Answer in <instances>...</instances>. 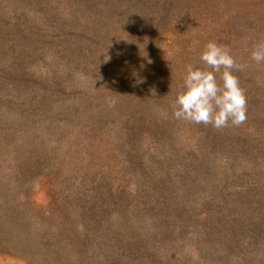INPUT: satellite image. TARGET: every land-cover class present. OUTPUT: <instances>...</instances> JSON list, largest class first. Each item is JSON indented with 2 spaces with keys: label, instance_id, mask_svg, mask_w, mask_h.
Here are the masks:
<instances>
[{
  "label": "rangeland",
  "instance_id": "rangeland-1",
  "mask_svg": "<svg viewBox=\"0 0 264 264\" xmlns=\"http://www.w3.org/2000/svg\"><path fill=\"white\" fill-rule=\"evenodd\" d=\"M150 12L151 8L146 15ZM154 12L144 28L132 33L123 22L113 38L100 41L96 58L68 51L77 22H66L46 40L45 50L40 48L33 66L28 68V63L16 75H7V70L0 75V264H59V259L43 258L17 242L22 229L11 210L30 214L36 227H80L81 216L65 207L66 195L90 178L107 176L115 189L129 182L109 130L115 123L114 110L124 113L138 103L129 94L138 95L129 85L134 78L128 67L136 65L135 59L140 57L137 65L151 77L148 81H155L167 95L172 83H183L187 64L203 66L200 53L208 41L227 46L234 58L250 47L232 29L233 17L244 14L264 25V0H161ZM79 15L77 25L90 29L92 18ZM258 78L264 82V72ZM232 186L231 192L218 194V201L202 200L197 193L194 210L179 227L156 234L148 252L126 246V262L264 264V230L253 223L241 225L251 222V214L243 212L249 202L245 200L243 207L225 201V194L240 187ZM232 207L238 215L235 225L242 231L214 230L212 216L218 210L232 212H227Z\"/></svg>",
  "mask_w": 264,
  "mask_h": 264
},
{
  "label": "trees",
  "instance_id": "trees-1",
  "mask_svg": "<svg viewBox=\"0 0 264 264\" xmlns=\"http://www.w3.org/2000/svg\"><path fill=\"white\" fill-rule=\"evenodd\" d=\"M160 1L0 0V75L6 70L10 72L7 75H16L28 63V68L33 66L40 58V48L45 50L49 44L46 40L52 38L58 26L80 21L77 13L92 18L87 23L91 26L87 29L76 23L71 28L74 43L69 44L68 51L96 58L100 41L113 38L112 33L123 22L129 33L144 28ZM150 8L152 12L146 15ZM56 21L61 24L55 26ZM153 21L155 17L150 24ZM231 27L250 45L235 57L246 65L235 75L245 90L247 120L238 127L229 122L219 130L177 120L171 104L178 85L172 83L166 95L137 65L140 57L135 59L132 64L136 65L128 67L134 78L129 85L138 90V95L132 91L129 94L138 103L124 113L114 110L115 123L109 130L111 146L118 152L129 182L115 189L107 176L90 178L85 186L66 195L65 207L81 216L80 227L62 231L56 225L36 227L31 224L30 214L9 210L22 229L17 234L20 245L30 252L31 247L43 258L59 259V264H130L125 260L126 246L137 251L152 250L156 234L176 229L194 210L197 193H201L202 200L218 201V194L231 192L232 184L240 187L232 195L225 194L224 200L243 207V202H249V210L243 212L251 214V222L241 225L253 223L264 230V82L258 78L264 66L258 67L255 62L250 67L248 63L253 44L264 39V25L240 14L233 17ZM227 212L216 211L212 228L241 232L242 227L236 226L235 209L228 208Z\"/></svg>",
  "mask_w": 264,
  "mask_h": 264
},
{
  "label": "clouds",
  "instance_id": "clouds-1",
  "mask_svg": "<svg viewBox=\"0 0 264 264\" xmlns=\"http://www.w3.org/2000/svg\"><path fill=\"white\" fill-rule=\"evenodd\" d=\"M251 59L264 63V39L253 44ZM200 60L204 67L186 65L183 83L171 104L173 116L218 130L229 122L240 126L247 120V98L235 72L243 71L246 65L238 63L230 48L216 41L203 45Z\"/></svg>",
  "mask_w": 264,
  "mask_h": 264
}]
</instances>
